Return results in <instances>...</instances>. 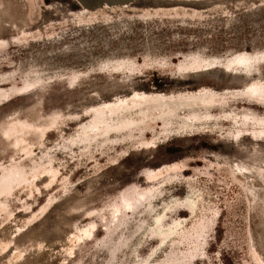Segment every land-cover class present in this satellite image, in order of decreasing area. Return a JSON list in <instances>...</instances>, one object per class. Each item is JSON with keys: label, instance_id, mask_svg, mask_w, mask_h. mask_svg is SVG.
<instances>
[{"label": "rangeland", "instance_id": "374dc122", "mask_svg": "<svg viewBox=\"0 0 264 264\" xmlns=\"http://www.w3.org/2000/svg\"><path fill=\"white\" fill-rule=\"evenodd\" d=\"M86 3L0 0V264H264V0Z\"/></svg>", "mask_w": 264, "mask_h": 264}, {"label": "bare ground", "instance_id": "6f19581e", "mask_svg": "<svg viewBox=\"0 0 264 264\" xmlns=\"http://www.w3.org/2000/svg\"><path fill=\"white\" fill-rule=\"evenodd\" d=\"M79 1L81 2V4H83V5L85 6V4H87L86 2H87L88 0H79ZM106 1L112 2V3L117 4V5H119V6H124V5H126V4H129L131 0H106ZM88 3H89V2H88ZM112 3H111V4H112ZM111 4H110V5H111Z\"/></svg>", "mask_w": 264, "mask_h": 264}]
</instances>
